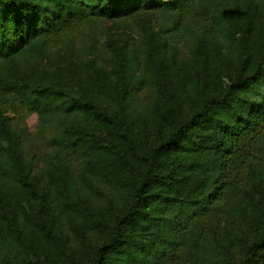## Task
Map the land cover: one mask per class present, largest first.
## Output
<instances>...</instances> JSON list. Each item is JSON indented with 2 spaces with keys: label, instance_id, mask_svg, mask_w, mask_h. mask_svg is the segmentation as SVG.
I'll list each match as a JSON object with an SVG mask.
<instances>
[{
  "label": "trees",
  "instance_id": "obj_1",
  "mask_svg": "<svg viewBox=\"0 0 264 264\" xmlns=\"http://www.w3.org/2000/svg\"><path fill=\"white\" fill-rule=\"evenodd\" d=\"M153 13L86 89L15 68ZM0 264H264V0H0Z\"/></svg>",
  "mask_w": 264,
  "mask_h": 264
},
{
  "label": "rangeland",
  "instance_id": "obj_2",
  "mask_svg": "<svg viewBox=\"0 0 264 264\" xmlns=\"http://www.w3.org/2000/svg\"><path fill=\"white\" fill-rule=\"evenodd\" d=\"M161 19L156 14L152 15H138L126 18L121 21L101 19L94 21L83 32L75 34L72 38L73 43L70 48L56 47L50 49L45 56L39 57L32 61H20L15 65L19 71L23 67L26 69H34L44 76H52L58 81L66 85H73L80 83L82 89L89 86L87 79L88 68L101 69L103 66L110 67L119 59L122 51L129 49L130 43L133 44L136 51L135 58L140 59L143 48L141 43V34L146 31H152L157 34L158 26ZM166 40L169 44L178 45L180 40L176 36L165 34ZM163 37V40H165ZM151 37H146V44H148ZM141 44V45H140ZM147 46V45H146ZM144 60V57L142 56ZM90 60V61H89ZM74 69L73 84H68V70ZM141 69V67H140ZM149 91L144 90L141 93V100L146 103L149 97ZM14 124L19 127H27L31 134L36 124L34 115L21 114ZM36 139H32L29 146L38 148L40 145H35Z\"/></svg>",
  "mask_w": 264,
  "mask_h": 264
}]
</instances>
